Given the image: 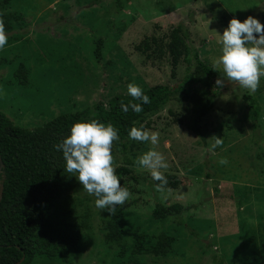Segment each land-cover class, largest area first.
<instances>
[{
    "label": "rangeland",
    "instance_id": "rangeland-1",
    "mask_svg": "<svg viewBox=\"0 0 264 264\" xmlns=\"http://www.w3.org/2000/svg\"><path fill=\"white\" fill-rule=\"evenodd\" d=\"M3 1L10 13L0 16V110L21 127L116 94L176 87L186 64L172 76L167 46L175 34L184 38L180 25L219 72L201 123L206 145L177 123L190 114L183 95L172 98L129 136L126 155L113 144L96 156L112 169L128 160L139 183H123L112 209L100 198L114 193L95 187L53 210L44 237L54 257L34 264H264V0H0V8ZM8 23L20 27L8 32ZM243 95L260 107V131L251 130ZM156 203L182 211L152 221ZM112 218L127 231L120 244L104 243ZM162 233L174 238L166 256L132 255L139 236L148 247Z\"/></svg>",
    "mask_w": 264,
    "mask_h": 264
},
{
    "label": "trees",
    "instance_id": "trees-1",
    "mask_svg": "<svg viewBox=\"0 0 264 264\" xmlns=\"http://www.w3.org/2000/svg\"><path fill=\"white\" fill-rule=\"evenodd\" d=\"M9 4L2 2L0 16L10 13L4 8ZM18 26L8 23V32H13ZM178 30L184 38L175 34L167 46L173 67L172 76L180 61L186 64L185 75L176 87L159 84L133 94H116L106 102L62 113L31 128L16 125L0 110V159L3 165L0 173V264H16L20 260V264H34L41 254L46 259L54 257L52 252L45 250L51 244L44 237L45 227L51 219V212L58 207H67L71 197L76 198L95 187H104L114 194L103 193L100 200L107 209L115 207L119 202L117 192L125 191L123 183L131 181L138 184V177L128 160H125L126 165L112 169L100 163L96 159L97 154L116 144L126 155L129 136L175 96L183 95L190 112L186 120H177V123L184 125L190 134L206 145L207 131L201 123L211 112L218 95L212 87L219 72L200 59L187 36L186 27L180 25ZM178 30L174 33H178ZM15 36L17 39L16 34L3 43L14 44ZM95 45L94 55L99 60L101 40L96 41ZM143 46L145 49L149 47L147 42ZM158 51L160 56L165 54L164 50ZM20 67L15 71L23 72V67ZM243 99L246 101L251 130L260 131L263 122L258 103L251 95H243ZM171 185L168 184L169 187ZM256 197L258 201L263 199V196ZM246 201L245 197L241 205ZM181 211L180 207L156 203L150 212V219L168 221ZM57 225L64 229L67 223L58 222ZM126 236V229L117 219L106 222L103 234L105 244H120ZM143 242L141 236L136 239L132 255L147 252L164 257L171 249L174 238L162 233L148 247H144Z\"/></svg>",
    "mask_w": 264,
    "mask_h": 264
},
{
    "label": "water",
    "instance_id": "water-1",
    "mask_svg": "<svg viewBox=\"0 0 264 264\" xmlns=\"http://www.w3.org/2000/svg\"><path fill=\"white\" fill-rule=\"evenodd\" d=\"M2 168H3V165H2V162H1V159H0V173L2 171ZM2 197V187L0 186V199ZM22 260H20V262L16 263V264H20Z\"/></svg>",
    "mask_w": 264,
    "mask_h": 264
}]
</instances>
